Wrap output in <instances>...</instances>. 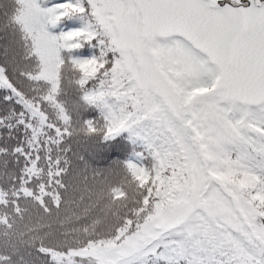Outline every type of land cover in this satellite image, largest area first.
Segmentation results:
<instances>
[{
  "label": "snow or ice",
  "instance_id": "obj_1",
  "mask_svg": "<svg viewBox=\"0 0 264 264\" xmlns=\"http://www.w3.org/2000/svg\"><path fill=\"white\" fill-rule=\"evenodd\" d=\"M66 20L79 26L51 31ZM6 28L31 41L29 71L58 70L62 82L71 73L80 98L101 111L103 124L85 121L86 133L108 139L128 131L152 161L125 166L148 181V207L128 219L106 258L41 246L48 264H264V0H0ZM85 47L91 55H81ZM16 72L0 62V89L23 109L14 125L0 117V129L31 132V151L13 148L30 165L27 186L41 171L32 152L49 126L42 105L57 89L28 99ZM59 119L68 125L71 116ZM50 127L62 139L63 129ZM0 154H7L2 144ZM175 181L222 187L237 220L215 222L195 205L166 209L177 199ZM0 264L11 257L0 252Z\"/></svg>",
  "mask_w": 264,
  "mask_h": 264
},
{
  "label": "trees",
  "instance_id": "obj_2",
  "mask_svg": "<svg viewBox=\"0 0 264 264\" xmlns=\"http://www.w3.org/2000/svg\"><path fill=\"white\" fill-rule=\"evenodd\" d=\"M78 26V22L66 20L51 31ZM30 44V40L22 38L20 30H0V62H7L17 70L16 87L26 98L46 100L53 86L57 92L51 104L42 105L49 126L43 129L35 145L38 152H32L33 159L39 156L41 171L39 176H32L27 186H22L21 181L28 179L24 170L30 165L13 148L23 145L25 152L31 151L28 146L31 132L23 127L0 129V144L7 149V154H0V252H11L20 241L35 240L38 247L50 249H87L93 245L95 251L87 252L88 255L105 258L115 247L117 234L123 235L121 230L126 229L128 219H137L148 207L145 194L148 181L140 182L125 166L131 162L150 168L151 158L144 145L128 131L108 139L101 134L86 133L85 121L103 124L101 111L80 98L70 84L71 73L62 82L58 70L55 76L43 67L39 72L29 71L33 65L25 57L35 51H30ZM92 51L85 47L81 55L89 56ZM19 69H25L26 75L21 76ZM33 75L41 77L39 83L33 81ZM9 95L7 90L0 89V117L14 125L13 113L23 109L14 99H6ZM61 113L71 116L68 125L59 119ZM51 125L63 129L62 139ZM197 186L175 181L171 191L177 199L168 204L186 202L193 188L200 190ZM44 188L47 193L40 196ZM32 193L37 195L34 197ZM24 255L29 264H48L36 248L25 247Z\"/></svg>",
  "mask_w": 264,
  "mask_h": 264
},
{
  "label": "rangeland",
  "instance_id": "obj_3",
  "mask_svg": "<svg viewBox=\"0 0 264 264\" xmlns=\"http://www.w3.org/2000/svg\"><path fill=\"white\" fill-rule=\"evenodd\" d=\"M195 184L196 183L193 182V184L191 185L194 186ZM217 187L219 190H217V188H210L207 186L206 187L204 186L203 188L199 187L200 190H198V188L197 189L193 188V192L189 195L186 202L182 204H168L165 206V208L167 209V207L171 206L174 208L191 210L193 205H195V207H197L204 216L208 217L209 219L215 222L223 224L225 218H229V217L231 218V220L236 221L237 220L236 211H238L236 205L233 204L232 207L229 208L228 199H230L231 197L228 195V193L224 192L222 187L220 186ZM242 218L243 217L241 216V219ZM71 250L77 252L95 251L93 245H90L87 249L80 248V249H71Z\"/></svg>",
  "mask_w": 264,
  "mask_h": 264
},
{
  "label": "clouds",
  "instance_id": "obj_4",
  "mask_svg": "<svg viewBox=\"0 0 264 264\" xmlns=\"http://www.w3.org/2000/svg\"><path fill=\"white\" fill-rule=\"evenodd\" d=\"M42 243V242H41ZM25 247H32L39 248L36 244V241H20L17 246H15L11 252H4L7 253L8 256L11 257V264H29L28 259L24 255Z\"/></svg>",
  "mask_w": 264,
  "mask_h": 264
}]
</instances>
